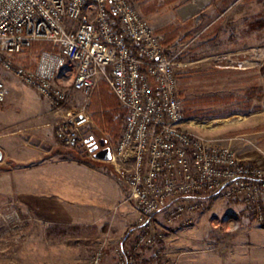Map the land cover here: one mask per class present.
<instances>
[{"label":"rangeland","instance_id":"374dc122","mask_svg":"<svg viewBox=\"0 0 264 264\" xmlns=\"http://www.w3.org/2000/svg\"><path fill=\"white\" fill-rule=\"evenodd\" d=\"M134 2L170 52L182 51L178 83L185 127L230 146L264 171V0ZM46 45L37 42L16 60L34 67ZM0 77L11 88L0 105V171L18 165L27 170L52 156L85 161L94 170L81 180L83 187L104 210L82 224L60 225L50 223L54 214L48 220L42 209L29 210L27 196L20 204L7 200L0 205V264H90L100 248L115 255L142 230L139 212L129 199L125 171L97 158L91 140H105L113 150L124 130L125 108L103 78L89 96L76 92L59 111L15 74ZM83 105L91 120L79 131L81 142L66 146L57 134L62 114ZM93 112L111 127L100 128ZM13 210L19 218L11 216ZM157 230L163 237L141 250V264H264V224L241 201L221 194L206 198L191 224Z\"/></svg>","mask_w":264,"mask_h":264},{"label":"built area","instance_id":"2783aa9c","mask_svg":"<svg viewBox=\"0 0 264 264\" xmlns=\"http://www.w3.org/2000/svg\"><path fill=\"white\" fill-rule=\"evenodd\" d=\"M37 42L47 45L35 66L20 64L17 56ZM181 53L170 52L134 0H0V74H15L59 111L103 78L126 110L111 160L125 171L142 230L115 249L113 263L100 248L90 264H141V250L163 237L158 227L191 224L211 194L241 201L264 224L261 167L185 127ZM10 94L0 77V105ZM90 114L84 105L62 114L64 145L81 142ZM11 216L19 218L15 210Z\"/></svg>","mask_w":264,"mask_h":264},{"label":"crops","instance_id":"0c3cea01","mask_svg":"<svg viewBox=\"0 0 264 264\" xmlns=\"http://www.w3.org/2000/svg\"><path fill=\"white\" fill-rule=\"evenodd\" d=\"M158 29L164 31L163 27ZM22 164L26 166V163ZM18 166L0 171V205L3 206L7 200H16L20 204L21 197L27 196L29 210L36 212L42 209L48 220L50 214H54L56 220L50 219V223L60 225H79L85 219L99 217L104 211L98 200L88 195L83 187L81 180L90 177L94 170L87 162L52 156L35 161V165H29L27 170ZM34 169L35 174L26 173ZM43 194L50 199L39 198ZM65 217L67 220H63ZM106 259L113 263L114 255H108Z\"/></svg>","mask_w":264,"mask_h":264},{"label":"water","instance_id":"95a60500","mask_svg":"<svg viewBox=\"0 0 264 264\" xmlns=\"http://www.w3.org/2000/svg\"><path fill=\"white\" fill-rule=\"evenodd\" d=\"M101 143L104 145L106 143V141L102 140ZM92 150L95 151L96 147L92 148ZM95 154H96L97 158H100L103 160H110L112 158V151L109 147H106V148L96 152ZM1 158H2V153H0V159Z\"/></svg>","mask_w":264,"mask_h":264},{"label":"flooded vegetation","instance_id":"af4514ba","mask_svg":"<svg viewBox=\"0 0 264 264\" xmlns=\"http://www.w3.org/2000/svg\"><path fill=\"white\" fill-rule=\"evenodd\" d=\"M101 142H102L101 139L99 141L97 139H95V138L92 140V146L91 147L92 148L96 147V150L94 151L95 153L100 151V150H102V149H104V148H106V147L110 148V146L107 143H105L103 145Z\"/></svg>","mask_w":264,"mask_h":264},{"label":"trees","instance_id":"16d2710c","mask_svg":"<svg viewBox=\"0 0 264 264\" xmlns=\"http://www.w3.org/2000/svg\"><path fill=\"white\" fill-rule=\"evenodd\" d=\"M116 99H117V98H116ZM117 101H118V99H117ZM118 102H119V101H118ZM125 111H126V110H125ZM93 115H94L95 120L97 121L98 125L100 126V128L111 127V126H107V125L103 124V122L101 121V118H100V116H98L97 112H93ZM214 196H215V194H211V195H209L207 198H212V197H214Z\"/></svg>","mask_w":264,"mask_h":264}]
</instances>
